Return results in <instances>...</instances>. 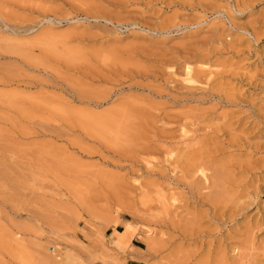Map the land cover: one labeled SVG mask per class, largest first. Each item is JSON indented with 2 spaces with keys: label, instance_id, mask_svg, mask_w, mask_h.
Here are the masks:
<instances>
[{
  "label": "rangeland",
  "instance_id": "obj_1",
  "mask_svg": "<svg viewBox=\"0 0 264 264\" xmlns=\"http://www.w3.org/2000/svg\"><path fill=\"white\" fill-rule=\"evenodd\" d=\"M0 13V264H48L37 253L47 246L56 247L58 264L61 258L65 264H124L127 258L173 264L189 251L187 264H231L239 255L241 264H264L263 183L255 191L257 204L234 216L233 228H220L209 220L213 209L204 195L196 200L185 187L146 173L143 161L124 158L123 152H129L120 146L126 135L114 127L104 134L105 141L95 126L82 127L91 116L130 104L145 110L153 123L148 133L166 128L178 135L181 128L161 117L192 113L184 129L198 140L194 147L203 141L200 146L219 143L223 149L205 163L208 170L200 167L211 174L217 166L216 186L228 187V200L212 193L216 205L227 207L225 215L235 211L236 182L249 180L250 172L233 163L252 164L264 157V0H0ZM6 44L18 52H8ZM121 56L136 70L127 64L131 77L113 81L122 75L114 68ZM104 67L115 77L97 79L98 71L107 74ZM189 74L195 81L187 82ZM74 83L105 94L77 98ZM207 138L211 143L205 144ZM234 140L239 149L230 146ZM152 157L155 170L168 172V156ZM158 192L169 204L186 205L181 214L190 212L187 218L201 213L199 222L211 229L206 239L212 245L208 241L198 248L199 239H184L163 223L172 216L163 217ZM126 223L130 241L118 250L112 244ZM218 233L222 238L213 237ZM97 238L110 256L97 252ZM64 250L69 253L62 255Z\"/></svg>",
  "mask_w": 264,
  "mask_h": 264
},
{
  "label": "bare ground",
  "instance_id": "obj_2",
  "mask_svg": "<svg viewBox=\"0 0 264 264\" xmlns=\"http://www.w3.org/2000/svg\"><path fill=\"white\" fill-rule=\"evenodd\" d=\"M145 6V5H144ZM45 11H48V9H46ZM4 15V14H3ZM0 16H2L1 15V13H0ZM4 19V16L3 17H1V19ZM172 26V25H171ZM162 33V32H161ZM14 45V44H13ZM4 49L5 50H7L8 52H11V53H15L17 50H16V48H14L13 46H9V45H5V47H4ZM119 49V48H118ZM118 49H116V50H118ZM16 50V51H15ZM119 50H121V48L119 49ZM127 50V49H126ZM46 51V50H45ZM102 51V50H101ZM101 51H100V53H101ZM110 51H112V48H111V50H109V52ZM122 51L124 52L125 50L122 48ZM121 51V52H122ZM18 52V51H17ZM73 52V51H72ZM99 52V51H98ZM108 52V51H107ZM114 52H115V50H113V55H114ZM118 52V51H117ZM120 52V51H119ZM119 52L117 53V54H119ZM97 53V52H96ZM110 53H112V52H110ZM20 54H22V53H20ZM50 54V53H49ZM71 54V53H70ZM94 54V53H93ZM77 55V54H76ZM112 55V57L111 58H115V55L113 56ZM120 55H121V53H120ZM126 55H127V52H126ZM78 56H79V54H78ZM95 56V55H94ZM119 56V55H118ZM123 57H124V55H122ZM121 56V57H122ZM130 56V55H129ZM96 57V56H95ZM94 57V58H95ZM120 57V56H119ZM122 57V58H123ZM93 58V59H94ZM114 58H113V62L114 61H116V59L114 60ZM128 58V57H127ZM66 59V61L68 60L67 58H65ZM120 59V58H119ZM82 60V59H81ZM122 61L124 60V58L123 59H121ZM127 61V63L126 62H124V61ZM123 62L125 63H121L122 61H120V60H117V61H120V62H118L119 63V65H117L118 66V68L115 66H113L114 68H116L117 69V72H118V70H121L120 72L122 73V75L121 76H118L117 78L118 79H116V78H114L113 79V81H118L119 79H121V78H126V79H128L127 77H129L130 75H132V72H128V70H125V68H124V66L127 68V64H129V65H131V63H128V60L127 59H125ZM71 61V60H70ZM69 61V64L71 63ZM96 61V60H95ZM68 62V61H67ZM94 63V62H93ZM97 64H98V62H97ZM100 64H102V63H100ZM113 64H115V63H113ZM87 65H89V63L87 64ZM127 65V66H126ZM135 65V64H134ZM101 66V65H100ZM106 66V65H105ZM112 66V65H111ZM132 66V65H131ZM108 67H109V63H108ZM133 67V69H135L136 70V68H135V66H132ZM92 68V67H91ZM104 68H106V67H104ZM140 68V67H139ZM139 68H137V70L139 69ZM107 69V74L105 73L106 71H103V73H105L106 75H103V73L101 72L100 73V75L98 74L99 73V71H98V73H97V71H96V78L98 79V78H100V79H108V78H110V77H115V75L113 76V74L112 73H114V71L113 70H110L109 68H106ZM129 69V68H128ZM141 69V68H140ZM140 69H139V72H140ZM134 70V71H135ZM93 71V70H92ZM113 71V72H112ZM133 71V72H134ZM112 72V73H111ZM116 72V71H115ZM138 71H135V73H139ZM95 73V72H94ZM141 73V72H140ZM93 76H94V74H92ZM119 75V74H118ZM134 75V74H133ZM137 75H139V74H137ZM190 75V77L187 79V82H193V81H195L194 79H195V75L194 74H189ZM131 77V76H130ZM134 78H135V76H134ZM196 79H198V78H196ZM112 80V79H111ZM71 83V82H70ZM121 83V82H120ZM75 84V87L74 88H76V89H74V91L76 92V94H77V98H103V97H101L102 96V93H101V91L100 92H90V91H86L84 88L82 89V86H80V87H77L79 84H77V83H74ZM77 85V86H76ZM71 87H73L72 86V84H71ZM73 89V88H72ZM97 91V90H96ZM74 92V93H75ZM103 94H105V91H104V93ZM107 95V94H106ZM130 101H132V100H130ZM127 103V102H126ZM123 104V103H122ZM125 104V103H124ZM160 109V108H159ZM161 110V109H160ZM145 110L144 109H139V108H134L133 106H131L130 104H125V106L123 105V106H117L116 108H114V109H112V110H109V111H107V112H104V113H102L101 115H98V116H95V117H90V119H88L84 124L82 123V127H83V125H84V127L83 128H86V126H87V128L86 129H88V128H90V125H92L93 126V128H94V126L96 127V134L98 135V133H99V137L101 136V139H103V140H105V137H104V134L107 132V130H109V129H112V128H114L115 127V129H116V132H117V130L118 131H120V133L119 132H117L119 135L120 134H122V135H126V139H124L123 137H121L123 140H121V142H124L123 144L125 145V146H120V150H122L124 147L126 148V150H125V148L123 149V151H128L129 153L128 154H126L125 152H123V154H125L124 155V158H125V156L127 155H129V157L128 158H131V159H133V160H131V161H138V162H140V161H143V163H146V166L148 165V168H147V170L148 171H146V173H150V174H154V175H156L157 177H159V178H162V179H164V178H166L167 179V181H168V185L169 184H171L172 186H176V187H185L187 190V193H189V194H191L192 196H194V198H196V200H199L198 198H200L199 197V195L201 196V195H204L205 196V201H209V202H211V203H214V205H212V206H210L211 205V203H207L208 205H209V207H211L213 210L210 212L211 214H210V216H209V220H212V221H214V223H215V225H220V228H224V229H227V226L229 225V226H231L232 227V225H234L235 223H237V219L234 221L233 219H234V216H236V215H239V216H243V214H242V212L240 213V211L242 210V209H244V208H248L250 205H252L253 203V205H256L257 203V201H255L253 198L254 197H256V195H258V193H256L255 191H256V189H257V187L259 186L258 184L261 182V183H263L264 184V164H260L259 163V161L260 160H263L264 161V157H262L258 162L256 161V160H254V162L252 163V164H239L238 165V163L236 164V163H233V162H231V163H233L234 165H236L237 167L239 166V167H245L249 172H250V178H249V180H247L246 182H240V181H238V182H236V181H234V182H236V184H240V188L238 189V188H236V189H238V192H237V194H236V192H234V194H235V198H234V200H233V207L235 208V211H231V210H229V211H231V212H229L228 211V215H225V213H224V209L225 208H227V207H222L221 205L218 207L217 205V203H218V201L217 202H215L216 200H214V196L212 195V193L213 192H215L216 194H218L217 193V191L218 192H221V194H220V196L219 197H222V196H224L225 195V190H228V187L226 188L225 187V190L223 191L222 189V184H221V186H220V184H218L220 187H217L216 186V184H217V182H216V179H217V175H220V171H219V173L217 172L218 170H215L216 168H217V166H216V168L214 169H212V167L214 166V165H211V167H209V169L211 168L212 169V171H214V172H212L211 174H209V173H205V172H203L202 171V169L200 168L203 164L205 165V163H209L211 160H213L215 157H216V155H215V153L216 152H218L219 150H220V148H219V143H216V145L218 144V146H216V145H214L213 147H211V146H200L201 144H204V142L202 141V142H199L200 143V145H199V143H198V145L200 146H198V147H194V145L198 142V140L194 137V136H192V135H189L188 134V130H186V129H184V128H186V123H190L191 122V120H192V116H191V114L189 115V113L190 112H188V114L186 113V114H181V115H171V116H168V115H164L165 117H161L162 118V120H164L165 122H166V120H167V123H169V125L170 124H175V125H177L178 127H180L181 129V133L179 134V133H177L178 135H175L174 134V132L171 130V131H169V130H165L166 128H164V130H159V131H153L152 130V132L151 133H148V125H150V123L153 125V123L152 122H148V118H146V114H143V113H145L144 112ZM133 112V113H132ZM135 112V113H134ZM137 112H139V113H137ZM140 112H141V114H140ZM120 116H122V122H120L121 120H118V117L120 118ZM132 116V118L131 119H133L132 121H134L135 119H136V121L135 122H132L131 120H130V118H128V117H131ZM125 117V118H124ZM135 119H134V118ZM164 118V119H163ZM196 118V119H195ZM195 118L193 117V119L194 120H198V118L195 116ZM241 118V117H240ZM166 119V120H165ZM251 119V118H250ZM76 120V119H75ZM150 120V119H149ZM249 120V119H248ZM251 120H253V119H251ZM152 121V120H151ZM161 121V120H160ZM200 121V120H199ZM245 121V120H244ZM246 122V121H245ZM244 122V123H245ZM162 123V122H161ZM195 123V122H194ZM193 123V124H194ZM237 123V122H236ZM248 123V122H247ZM81 124V123H80ZM162 124H164V125H166L165 123H162ZM196 124H197V122H196ZM241 124V123H240ZM253 124H254V122H253ZM151 125V126H152ZM163 125V126H164ZM249 125V124H248ZM171 126V125H170ZM185 126V127H184ZM189 126H191L190 124H189ZM197 126V125H196ZM166 127V126H165ZM171 127H173V128H175L173 125L171 126ZM250 127H252L253 128V126H250ZM92 128V129H93ZM189 127H187V129H188ZM92 129H89V130H92ZM162 129H163V127H162ZM168 129H169V126H168ZM193 129H195V128H193ZM148 130V131H147ZM177 130H179V128L177 129ZM190 130V129H189ZM186 131V132H185ZM191 131V130H190ZM93 132H94V129H93ZM109 132V131H108ZM114 133V132H113ZM146 133H148V135L146 134ZM187 133V134H186ZM206 133H208V132H206ZM118 134L116 135L115 134V136H117V139H120L119 137H118ZM147 135L146 137L144 136V135ZM208 134H210V133H208ZM208 134H206L207 136H209ZM97 135H96V137H97ZM211 135V134H210ZM202 136V135H201ZM201 136H198L199 137V139H202V137ZM103 137V138H102ZM204 137V136H203ZM206 137V136H205ZM204 137V138H205ZM210 137V136H209ZM208 137V138H209ZM114 138H116V137H114ZM208 138H207V140H208ZM107 139V138H106ZM211 139V138H210ZM116 140V139H115ZM131 140H135L134 142H136V144H135V146L133 145L134 144V142H132L131 143ZM137 140V141H136ZM197 140V141H196ZM203 140V139H202ZM205 141V144H206V142L208 143L210 140H208V141ZM106 141V140H105ZM118 141V140H117ZM233 141V140H232ZM232 141H230V142H232ZM235 141V140H234ZM120 142V143H121ZM209 143H211V141L209 142ZM109 144H111V143H109ZM129 144H131L130 146H131V148H129ZM132 145H133V147H132ZM235 145L237 146V144H236V141H235V143L233 142V144H230V146L232 147V148H234L235 147ZM111 146H112V144H111ZM223 146V145H222ZM230 146H228V147H230ZM121 147H122V149H121ZM227 147V148H228ZM111 148H113V147H111ZM237 148H238V146H237ZM239 149V148H238ZM117 150V149H116ZM223 149L221 148V150L219 151V152H221ZM235 150V149H234ZM117 151H119V150H117ZM239 152L241 151V150H238ZM131 152V153H130ZM235 152H237V150L235 151ZM234 152V153H235ZM159 153H163L164 155H166V156H168V158H164V162H167V166H171V167H167V169H168V172H165L164 171V169L163 170H160V171H157V170H155V168H157V167H155L156 165L155 164H153V163H151V160L150 159H152L153 158V160H154V158L155 157H152V155L154 154V156H155V154H159ZM240 153H242V152H240ZM239 153V154H240ZM120 154V153H119ZM121 154H122V151H121ZM237 154V153H236ZM151 156V157H150ZM157 157L159 156V155H156ZM150 157V158H149ZM159 158V157H158ZM163 158V157H162ZM127 159V158H126ZM7 160V159H6ZM157 160V159H156ZM161 160V159H160ZM190 160H192L193 162H191ZM159 160H157V162H158ZM163 161V160H162ZM221 161V160H220ZM216 162V161H215ZM215 162H214V164H215ZM222 162V164H223V160L221 161ZM221 162H219V163H221ZM0 163H1V161H0ZM136 163V162H135ZM162 163V162H161ZM181 164V166H180V170H179V174H177L176 172H175V167L177 166V164ZM3 164V163H2ZM160 164V163H159ZM213 164V163H212ZM206 166L208 167V164H206L205 165V167L204 168H206ZM251 166L252 167H254V168H256L257 169V171L256 172H252V168H251ZM164 167V166H163ZM203 167V166H202ZM238 167V168H239ZM233 168V167H232ZM154 169V170H153ZM210 169V170H211ZM217 169H219V168H217ZM235 169V167L233 168V170ZM206 170H208L207 168H206ZM236 171V170H235ZM1 173H2V171H1ZM214 177H216L215 178V180L213 179ZM111 179V178H110ZM16 180V179H15ZM165 181V180H164ZM232 182H230V184H231ZM112 184H113V182H112ZM232 184H234V183H232ZM225 185L227 186V184L225 183ZM224 184H223V187L225 186ZM112 186H114V185H112ZM229 186H232V185H229ZM264 186V185H263ZM8 188V187H7ZM169 188H171V187H169ZM169 188H167V189H169ZM214 188V189H213ZM218 188L220 189V190H222V191H219L218 190ZM247 188H250L254 193V195H253V197H251L252 195H247V193H246V191L248 190ZM259 188V187H258ZM184 189V188H183ZM201 189H203V190H207L206 192H201L200 190ZM247 189V190H246ZM172 190V189H171ZM213 190H215V191H213ZM246 190V191H245ZM157 191V190H156ZM229 191V190H228ZM227 191V192H228ZM14 194V193H13ZM171 194H173V193H171ZM158 195H159V197H158ZM158 195H157V199H156V203H157V205H158V207H159V209L162 211V213H163V215L165 214H168V215H171L172 217L170 218L168 215V217H169V219H167V216H166V218H164V219H167V220H165V222H163V223H165L166 225L167 224H169V227L171 228V230L172 231H174V232H176L178 235H180L182 238H184V239H187L188 237H189V239L190 238H193L194 240H196L195 238H197V239H199V242H200V244L198 245V248H200V247H204V245H206L207 244V242L209 241V239L207 240L206 238L209 236V238L210 237H212L211 236V234H209L208 232H211V231H208V230H211V229H208L209 228V226L207 225H201V223L199 222L200 220H202L203 218H204V216H202L201 215V213H199L200 215L199 216H193V217H189L188 216V218L187 217H185L184 215H186L187 213H189L190 214V212H185L186 214H181V212L182 211H184L185 209H186V205H184L183 203L182 204H169V202H167L166 200H165V198H164V194H161V196H160V194H159V192H158ZM163 195V196H162ZM167 196V195H166ZM174 198H175V196L174 195H172ZM177 196V195H176ZM187 196V195H186ZM185 196V197H186ZM250 196V197H249ZM178 197V196H177ZM176 197V198H177ZM184 197V196H183ZM189 197V196H188ZM216 197V196H215ZM219 197H218V195H217V197L216 198H218L219 199ZM225 198L227 197V196H224ZM223 197V198H224ZM229 197V196H228ZM228 197H227V200H228ZM261 197V196H260ZM149 198V197H148ZM147 198V199H148ZM179 198V197H178ZM177 198V199H178ZM223 198H220V200H222ZM224 198V199H225ZM252 198V199H251ZM258 198V197H257ZM146 199V201H148ZM167 199V198H166ZM170 199V198H169ZM181 199H183L182 197H181ZM180 199V200H181ZM188 200V199H187ZM260 200V199H259ZM20 201V200H19ZM149 201H151L150 199H149ZM226 201V200H225ZM17 202V201H16ZM175 203H178V202H176V201H174ZM202 202V201H201ZM197 203V202H196ZM221 203V202H220ZM14 204V203H13ZM217 204V205H216ZM228 204H229V202H228ZM207 205V206H208ZM216 205V206H215ZM231 205V204H230ZM22 206V205H21ZM20 206V207H21ZM188 207V206H187ZM230 207V206H229ZM228 207V208H229ZM224 208V209H223ZM232 208V207H231ZM258 209H260V207L258 208ZM226 211V210H225ZM191 212H193V214L192 215H195L194 214V211H192L191 210ZM255 213V212H254ZM257 214V213H256ZM165 215L163 216V217H165ZM200 216H202L201 218L202 219H200ZM237 218V217H236ZM261 218H263V217H261ZM163 219V218H162ZM260 219V218H259ZM263 221V220H262ZM261 221V222H262ZM259 222V223H258ZM254 226H258V227H260V226H262V224L263 223H260V220L259 221H257V220H255L254 221ZM236 226V225H235ZM128 227H129V224H125L124 226H123V228H122V230H120V231H118L117 233H116V237H115V240H114V242H113V244H112V246L113 247H115L116 249H118V250H124V248L128 245V243H129V241H130V237H129V234L130 233H128ZM206 227H208V228H206ZM219 227V226H218ZM230 227V228H231ZM233 228V227H232ZM261 228V227H260ZM208 229V230H207ZM251 229H253V228H251ZM255 229V228H254ZM262 229V228H261ZM214 230H217L218 231V229L216 228V229H214ZM228 230H230L229 228H228ZM221 231V230H220ZM226 231V230H225ZM255 231H257V229L255 230ZM212 232H214V231H212ZM176 234V235H177ZM213 234V233H212ZM221 233H218V234H214L213 235V237L214 238H217V239H219L220 237H221V235H220ZM187 237V238H186ZM222 238V237H221ZM223 238H225V237H223ZM183 239V240H184ZM193 239H191V240H193ZM211 239V238H210ZM95 242H96V240H94ZM212 241H214V240H212ZM225 241V240H224ZM223 241V242H224ZM212 243V242H211ZM210 243V241H209V244H210V246L212 245ZM53 244V243H52ZM209 244H208V246H209ZM214 244V243H213ZM217 245H218V243H217ZM35 247L34 248H36V250H37V247L36 246H38V245H34ZM41 246V245H40ZM66 246H68V245H66ZM71 246V245H70ZM210 246H209V248H210ZM221 246V245H220ZM229 247V246H228ZM43 248V247H42ZM41 248V249H42ZM45 248H46V250H47V252H46V250H45ZM44 249H40L39 248V251L37 252L39 255H38V257L40 258V259H44V261L45 260H47V261H49L48 262V264L49 263H51V264H58V263H56V258H55V260H53L54 259V252H55V249H56V247H52V246H47V247H45ZM220 248V247H219ZM83 249V248H82ZM223 249V248H222ZM221 248H220V251L222 250ZM230 251H233V249H230V247L228 248ZM61 250V249H60ZM225 250V249H224ZM75 251V250H74ZM227 251V250H226ZM97 252H99V253H101L103 256H105V257H107V256H110V249L108 248V249H106L105 248V246H104V244H103V241H101V239H99V238H97ZM190 252V251H189ZM189 252H185V253H183V254H180L178 257L176 256L175 258L177 259V261L175 260L174 262H176L175 264H187L186 262H187V260H189L190 261V257H191V255H192V253H190L189 254ZM210 252V251H209ZM222 252H224V251H222ZM228 252V251H227ZM69 253V251L67 252L66 250H64L63 252H62V255H67ZM207 253V252H206ZM225 253V252H224ZM61 255V256H62ZM224 256H225V254H223ZM223 255H222V253H221V259L223 258ZM194 257V256H193ZM208 257V255L206 256V258ZM225 258V257H224ZM224 258L222 259V260H224ZM227 258V257H226ZM62 259V258H61ZM60 259V264L62 263V264H65V262H64V260H61ZM180 259V260H179ZM194 259V258H193ZM231 259V258H230ZM234 259V258H233ZM229 260V259H228ZM232 260V259H231ZM241 256L239 255V259L237 258V260H235V261H232L231 262V264H241L240 262H241ZM40 261V260H39ZM57 261H59V260H57ZM200 261H202V260H200ZM206 261H208V259H206ZM218 261V260H217ZM226 261H227V259H226ZM174 262H173V264H174ZM191 262H192V260H191ZM223 262V261H222ZM228 262V261H227ZM171 263H172V261H171ZM202 263V262H201ZM201 263H198V264H201ZM209 263V262H208ZM226 263V262H225ZM224 263V264H225ZM40 264H44L43 263V261L41 260V263ZM193 264H195V263H193ZM203 264H206V263H203ZM210 264V263H209ZM217 264H219V263H217Z\"/></svg>",
  "mask_w": 264,
  "mask_h": 264
},
{
  "label": "crops",
  "instance_id": "obj_3",
  "mask_svg": "<svg viewBox=\"0 0 264 264\" xmlns=\"http://www.w3.org/2000/svg\"><path fill=\"white\" fill-rule=\"evenodd\" d=\"M122 230V229H121ZM91 264H97L96 262L94 263H91ZM124 264H141V262L139 260H136V259H132V258H127L125 260V263Z\"/></svg>",
  "mask_w": 264,
  "mask_h": 264
}]
</instances>
